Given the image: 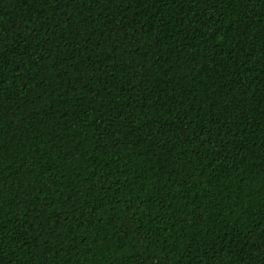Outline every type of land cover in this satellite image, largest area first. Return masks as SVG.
<instances>
[{"label":"trees","instance_id":"16d2710c","mask_svg":"<svg viewBox=\"0 0 264 264\" xmlns=\"http://www.w3.org/2000/svg\"><path fill=\"white\" fill-rule=\"evenodd\" d=\"M0 264H264V0H0Z\"/></svg>","mask_w":264,"mask_h":264},{"label":"snow or ice","instance_id":"6c2138e0","mask_svg":"<svg viewBox=\"0 0 264 264\" xmlns=\"http://www.w3.org/2000/svg\"><path fill=\"white\" fill-rule=\"evenodd\" d=\"M26 2H27V0H26ZM3 35V33L2 32H0V36H2ZM0 45H2V42H0Z\"/></svg>","mask_w":264,"mask_h":264}]
</instances>
